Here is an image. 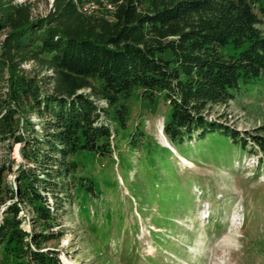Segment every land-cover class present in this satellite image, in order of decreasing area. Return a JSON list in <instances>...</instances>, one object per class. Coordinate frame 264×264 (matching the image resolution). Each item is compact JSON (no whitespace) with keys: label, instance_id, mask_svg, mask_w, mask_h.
I'll list each match as a JSON object with an SVG mask.
<instances>
[{"label":"trees","instance_id":"1","mask_svg":"<svg viewBox=\"0 0 264 264\" xmlns=\"http://www.w3.org/2000/svg\"><path fill=\"white\" fill-rule=\"evenodd\" d=\"M36 1L0 0V257L62 264L48 245L64 235L62 218L82 196L102 197L74 156L112 153L136 90L168 104L163 134L183 154L191 141L223 139L264 155V125L243 135L209 118L264 82V0H109L110 16L85 11L89 0H52L36 13ZM227 44L239 51L224 54ZM129 137L137 149L145 140L140 127Z\"/></svg>","mask_w":264,"mask_h":264},{"label":"rangeland","instance_id":"2","mask_svg":"<svg viewBox=\"0 0 264 264\" xmlns=\"http://www.w3.org/2000/svg\"><path fill=\"white\" fill-rule=\"evenodd\" d=\"M51 1H36L35 12L45 13ZM82 7L108 16L112 10L109 0H89ZM258 27L264 33V18ZM238 51L222 47L224 54ZM260 83L214 106L209 118L242 134L264 125ZM128 102L130 120L112 139V153L74 156L102 197L82 196L62 218L64 235L48 244L61 263L264 264V164L258 158L264 163V155L241 154L223 139L204 142L202 149L191 141L185 155L163 134L170 111L163 98L144 100L136 90ZM135 127L145 135L138 149L129 142ZM10 155L21 159L18 144ZM6 157L0 143V162ZM6 179L12 183L13 175ZM21 215L30 230L29 213ZM0 264L12 259L0 257Z\"/></svg>","mask_w":264,"mask_h":264},{"label":"built area","instance_id":"3","mask_svg":"<svg viewBox=\"0 0 264 264\" xmlns=\"http://www.w3.org/2000/svg\"><path fill=\"white\" fill-rule=\"evenodd\" d=\"M83 9H84L85 11H87V9H86V8H84V7H83ZM87 12H88V11H87Z\"/></svg>","mask_w":264,"mask_h":264}]
</instances>
